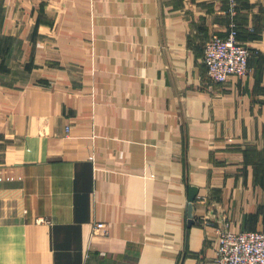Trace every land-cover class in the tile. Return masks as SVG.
<instances>
[{"label":"crops","instance_id":"0c3cea01","mask_svg":"<svg viewBox=\"0 0 264 264\" xmlns=\"http://www.w3.org/2000/svg\"><path fill=\"white\" fill-rule=\"evenodd\" d=\"M61 3L95 52L76 86L0 77V264H213L218 227L264 230V0ZM232 23L251 71L210 81Z\"/></svg>","mask_w":264,"mask_h":264},{"label":"rangeland","instance_id":"374dc122","mask_svg":"<svg viewBox=\"0 0 264 264\" xmlns=\"http://www.w3.org/2000/svg\"><path fill=\"white\" fill-rule=\"evenodd\" d=\"M64 4L61 0H0V77L11 75L28 83L46 84L48 79L40 77L38 71L45 69L42 74H50L51 80L60 81L67 75L72 82L70 86H76V76L82 74L76 59L79 58L81 65L83 58L95 51L91 46L90 49L80 46L81 50L66 48L65 40L60 37ZM30 5L34 10L31 21L25 13ZM68 133L69 126L66 132L69 137Z\"/></svg>","mask_w":264,"mask_h":264},{"label":"built area","instance_id":"2783aa9c","mask_svg":"<svg viewBox=\"0 0 264 264\" xmlns=\"http://www.w3.org/2000/svg\"><path fill=\"white\" fill-rule=\"evenodd\" d=\"M230 12H236L237 0H229ZM250 49L238 39L237 25L232 23L226 36L213 33L203 46V62L207 77L213 82H225L230 76H242L251 71ZM96 223L95 229H102ZM218 246L213 264H264V231H234L218 227Z\"/></svg>","mask_w":264,"mask_h":264},{"label":"water","instance_id":"95a60500","mask_svg":"<svg viewBox=\"0 0 264 264\" xmlns=\"http://www.w3.org/2000/svg\"><path fill=\"white\" fill-rule=\"evenodd\" d=\"M191 210H192V206H191V203H190L189 204V210H188L189 215L191 214Z\"/></svg>","mask_w":264,"mask_h":264}]
</instances>
